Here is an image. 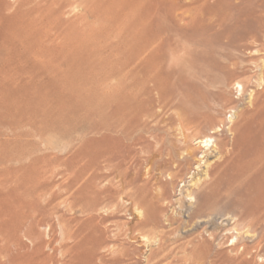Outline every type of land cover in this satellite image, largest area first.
<instances>
[{
  "label": "rangeland",
  "instance_id": "374dc122",
  "mask_svg": "<svg viewBox=\"0 0 264 264\" xmlns=\"http://www.w3.org/2000/svg\"><path fill=\"white\" fill-rule=\"evenodd\" d=\"M179 2H190L187 16L196 15L203 24L176 34L173 48L190 55L181 66L194 71L179 87L183 106L177 112L205 111L217 102L210 93L220 86L224 108H218L215 126L184 129L191 134L184 154L188 163L155 171L153 184L158 179L166 186L156 182L153 193L165 190V198L156 202L144 238L135 231L141 218L130 189L120 190L123 178L108 179L111 184L93 179L114 167L104 160L98 172L92 166L93 153L108 152L112 145L102 137L106 132L97 130L96 113L106 121L112 65L145 48L146 28L150 49L171 36L170 19L163 14L152 25L156 0H0V264H156L167 255L162 264H264V166L255 180L232 186L231 198L204 208V191L222 173L261 154L264 159V120L246 141L242 129L230 132L250 107L252 92L262 91L261 42L253 44L249 36L238 40L254 33L264 41V0ZM234 64L237 72L223 81V67ZM236 83L245 86L242 95ZM134 136L149 140L154 150L160 146L147 132ZM143 149L132 145L134 153L119 171L129 172V180L138 165L143 164V178L150 168L146 155L135 156ZM99 191L114 195L97 196ZM193 245L205 256L185 251Z\"/></svg>",
  "mask_w": 264,
  "mask_h": 264
},
{
  "label": "bare ground",
  "instance_id": "6f19581e",
  "mask_svg": "<svg viewBox=\"0 0 264 264\" xmlns=\"http://www.w3.org/2000/svg\"><path fill=\"white\" fill-rule=\"evenodd\" d=\"M179 1L180 0H156V6H154L155 8L151 17V23L152 25L156 26L159 24L158 22L162 18V15L165 14L171 21L170 24L172 26L170 32L172 35L165 37V39L161 41L158 46L150 49V42L152 40H148V28L145 29L146 42H143L145 44V48L141 51H138L137 53L132 54L130 58L125 61V63L123 62V64L119 65L114 64L110 69V78L107 80L110 83V88L113 91V94H111L107 100L109 109L106 121L102 122V114L100 110H98L96 113L97 130L99 132L105 131L106 133L102 137L111 139L112 145L108 152L101 153L99 151L98 153L97 150V153H93L91 156L93 158L92 166L98 167V162L100 160H104L109 165H114V167L113 170L105 176L102 175L100 177L99 173L94 174L93 179L104 178L111 184L112 181L108 179L113 177L115 179L116 177L123 178V185L120 190L125 192L130 189L128 197H130L132 200L135 211L138 212V215L141 218L139 226L135 231H137L144 238H147L150 235V233L145 232V229L151 226L153 223L152 220L154 219L156 209L158 208L156 202H159L165 198V190H161L160 193H158V191L157 195L154 194L155 192L153 193V188L156 186V182H158L157 184L159 187L163 188L166 186V184L162 183L158 179L156 180L155 184H153L155 181V171L161 170L162 168L169 170V167L176 163L179 165L188 163L191 158L188 154H186V156L184 154L187 153L186 151L188 148H190L189 140L191 138V134L187 135L186 133L189 129L186 132L184 129L190 125L196 128L202 127L203 125L215 126L216 120L218 118L216 114L220 115L218 108H224L223 99L225 98L226 93L223 91V87L220 86L218 88V92L210 93L211 96L216 97L215 99L217 102H214L213 106L206 105L205 111L190 115L177 112L178 110L182 109L183 106L181 99L177 100L178 93L180 94L179 87L184 82V78L186 76L194 75V71H191V73H186L181 66L182 63H185L189 59L190 55L185 50L173 48L178 41L176 34L178 31H186L189 27L194 28L203 24L202 19L196 15L195 17L187 16V13H189L187 8H189L191 5L190 2L182 4ZM181 10L184 11L182 16H180L178 13V11ZM182 22H184V24H182ZM245 36H249L250 39H253V44L258 45V42H261V50L259 53H262V72L258 78V84L259 89L261 87L262 91L259 92V90L252 92L250 107L243 113V118L237 124H233L232 128L230 129V132L233 133H236L239 128L242 129L244 141H246V139L249 137L250 129L258 121L264 120V41H260L253 33L251 35H244V37H240L238 42L243 41L246 38ZM181 39L182 38H180L179 42L182 41ZM167 44L171 47L166 50L164 49V46ZM154 46L155 45H153V47ZM163 63H165V66ZM223 68V81H225L224 79H226L225 77L227 75L235 74L238 70V67L235 64L229 67L225 66ZM234 86L236 87V90L241 93V95L245 92L244 85L236 83ZM207 99L208 97H203V101H207ZM155 109L158 111L154 112ZM178 128H181L179 133H177ZM141 132H147L150 134L154 140L160 144V146L154 150L152 149L151 142L149 140L143 139L140 136H134L135 133ZM204 139L206 140L205 143H211V137L206 136ZM99 144L100 143L98 142V145ZM135 144H141L144 147L143 151L141 153H135V156L138 154L146 155L145 162L147 163L148 167H150L148 172L146 171L147 173H145V178L147 177L146 179L142 177L140 172L143 164L138 165L139 168L137 169L134 177H132L130 180L129 178L131 175L129 172L126 171L124 174L119 172L126 162L128 154L134 153L130 150V147ZM262 152L264 153V151ZM226 155H228V153ZM258 157L257 159L255 158L256 160L244 163L233 173L226 171L222 173L217 179H215L204 191V208H207L208 210L211 208L212 204L222 202L226 198H231V196L228 195L229 191H231V187L238 183L240 184L241 180H245L246 183H250L251 181L255 180L262 173L264 166L262 154ZM82 158L84 160L83 156ZM157 158L159 160H156ZM134 159L136 164L139 163L137 158L134 157ZM89 162L91 163V161ZM84 164L85 163H83V165ZM85 167H87V165ZM108 168L106 167V169ZM222 169L223 168H221V171ZM90 170L92 171L93 169ZM98 171L99 167L97 172ZM85 177L87 178V176H84V178ZM88 178L90 179V177ZM96 182L99 181L96 180ZM135 182H142L143 184L135 186ZM85 188L86 187H84V189ZM99 192H95L97 193V196L108 194L110 197H113L114 195L109 191ZM104 196L106 197V195ZM234 201L240 206L244 207L245 205V202L242 201V199H237V197H234ZM91 202L94 207L97 206V199H93ZM185 251H190L192 255H195L194 257H198V254L199 256H205L203 250L198 249L196 245H193L191 250L185 249ZM169 258V255L164 256L162 259L157 258L159 260L156 262V264H162L163 260ZM192 261H198V258Z\"/></svg>",
  "mask_w": 264,
  "mask_h": 264
}]
</instances>
